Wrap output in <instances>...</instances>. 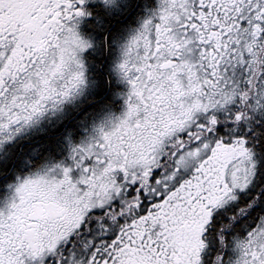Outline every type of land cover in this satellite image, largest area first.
Wrapping results in <instances>:
<instances>
[{
    "label": "snow or ice",
    "instance_id": "snow-or-ice-1",
    "mask_svg": "<svg viewBox=\"0 0 264 264\" xmlns=\"http://www.w3.org/2000/svg\"><path fill=\"white\" fill-rule=\"evenodd\" d=\"M0 264H264V0H0Z\"/></svg>",
    "mask_w": 264,
    "mask_h": 264
}]
</instances>
